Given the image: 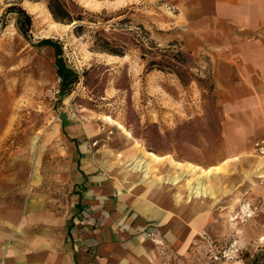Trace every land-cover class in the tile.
I'll return each instance as SVG.
<instances>
[{"label":"rangeland","instance_id":"rangeland-1","mask_svg":"<svg viewBox=\"0 0 264 264\" xmlns=\"http://www.w3.org/2000/svg\"><path fill=\"white\" fill-rule=\"evenodd\" d=\"M11 4L32 24L24 34L14 16L0 19V205L69 214L78 143L85 148L78 163L110 176L115 196L130 183L151 185L158 172L151 153L201 172L225 159V123L241 117L251 89L240 78L250 64L239 55L264 31L225 24L208 38L218 46H205L200 32L173 25L166 0H0V16ZM43 38L60 44L62 61L78 75L63 96L54 48L39 44ZM174 178L204 190L195 175ZM221 217L193 234L186 253L161 251L153 262L264 264V238L247 233L251 220ZM233 245L238 253L222 257Z\"/></svg>","mask_w":264,"mask_h":264},{"label":"crops","instance_id":"crops-1","mask_svg":"<svg viewBox=\"0 0 264 264\" xmlns=\"http://www.w3.org/2000/svg\"><path fill=\"white\" fill-rule=\"evenodd\" d=\"M166 1L173 25L200 32L208 41L205 46H218L208 38L225 24L237 31H264V0ZM248 44L249 53L239 60L250 67L240 78L249 80L251 89L238 106L241 117L225 123L228 150L221 163L201 172L150 152L158 157L152 162L158 172L151 185L142 183L138 190L137 183H130L115 196L117 186L110 176L78 163L85 151L78 143L69 214L51 216L43 208L22 213L15 205H0V264H156L154 256L161 251L186 253L193 234L204 228L209 232L224 214L232 216L242 199L260 202L247 233L264 238V156L254 150V143L264 139V39ZM252 79H261L262 85ZM176 172L195 175L204 190L176 183ZM160 241L162 247L157 246Z\"/></svg>","mask_w":264,"mask_h":264},{"label":"trees","instance_id":"trees-1","mask_svg":"<svg viewBox=\"0 0 264 264\" xmlns=\"http://www.w3.org/2000/svg\"><path fill=\"white\" fill-rule=\"evenodd\" d=\"M14 16L15 23L19 31L26 34L31 29V15L26 12L24 8L16 4L9 5L4 14L0 16V19L5 22L8 16ZM77 27V26H76ZM39 44L49 45L54 48L55 60H56V70L60 76L59 90L60 96L68 94L72 86L78 81L77 73L70 67L66 66L61 59V46L54 40L50 38H43L38 41ZM110 51H115L109 48ZM64 128V127H63Z\"/></svg>","mask_w":264,"mask_h":264},{"label":"built area","instance_id":"built-area-1","mask_svg":"<svg viewBox=\"0 0 264 264\" xmlns=\"http://www.w3.org/2000/svg\"><path fill=\"white\" fill-rule=\"evenodd\" d=\"M254 150L257 154L264 156V139H260L254 143ZM260 209V202H254L248 199H242L233 214L236 222L243 223L253 218ZM238 253V247L233 245L228 250L222 252V257L229 258Z\"/></svg>","mask_w":264,"mask_h":264},{"label":"bare ground","instance_id":"bare-ground-1","mask_svg":"<svg viewBox=\"0 0 264 264\" xmlns=\"http://www.w3.org/2000/svg\"><path fill=\"white\" fill-rule=\"evenodd\" d=\"M148 157V156H147ZM207 171H209L208 169H207ZM136 184V183H135ZM134 185V184H133ZM129 187V186H128ZM130 189V188H129ZM190 191V190H189ZM191 194V193H190ZM198 203V202H197Z\"/></svg>","mask_w":264,"mask_h":264}]
</instances>
